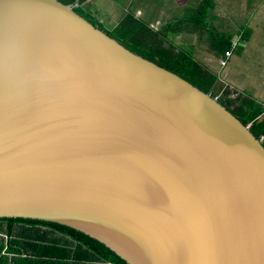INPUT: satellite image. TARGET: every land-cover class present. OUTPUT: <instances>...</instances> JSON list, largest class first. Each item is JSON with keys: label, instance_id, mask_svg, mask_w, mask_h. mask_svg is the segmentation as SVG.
Wrapping results in <instances>:
<instances>
[{"label": "water", "instance_id": "1", "mask_svg": "<svg viewBox=\"0 0 264 264\" xmlns=\"http://www.w3.org/2000/svg\"><path fill=\"white\" fill-rule=\"evenodd\" d=\"M74 7L0 0V220L125 264H264L262 143Z\"/></svg>", "mask_w": 264, "mask_h": 264}, {"label": "crops", "instance_id": "2", "mask_svg": "<svg viewBox=\"0 0 264 264\" xmlns=\"http://www.w3.org/2000/svg\"><path fill=\"white\" fill-rule=\"evenodd\" d=\"M114 2L107 5L108 10H111L110 16L119 14L112 27L118 25L123 17L132 11L135 17L137 14L143 15L140 20L146 23L147 28H151L154 35L160 37V41L162 33H165L167 42L174 48L191 49L189 51L191 57L198 59V62H195L200 66L201 63L204 64L203 69L212 70L216 74L213 73L218 78V88L216 89V86L214 89L217 99L223 92H227V98L235 100L231 109L238 108V112H242V117L247 116L253 109L260 111V115L247 125L257 133L259 128L255 123L264 115V0H114ZM91 9L96 11L100 9L91 5L87 8L91 14L99 18L98 11ZM119 9L121 11H118ZM231 9L242 14L243 20L247 12L255 9V21L252 26L245 27L242 31L226 29L224 15ZM221 16H224L223 21L219 22ZM100 21L103 23L104 20ZM215 29L218 32H215ZM219 32L222 35H219ZM224 38L227 45L232 41L236 43L233 50L240 55L235 59L232 53L221 72L219 62L222 59L219 54L223 50L222 44L219 43L223 42ZM238 44L244 46L241 53ZM161 45L165 47L163 43ZM220 72L225 75L224 83L219 82L217 74ZM245 91L250 94H246ZM9 225L7 227L6 222L0 221V264H112L93 250L74 242L70 237L48 228L36 227L37 232H33L36 238H32L26 237V233H20L22 228L26 231V226L11 224L10 228ZM7 231L10 232V237L6 235Z\"/></svg>", "mask_w": 264, "mask_h": 264}, {"label": "trees", "instance_id": "3", "mask_svg": "<svg viewBox=\"0 0 264 264\" xmlns=\"http://www.w3.org/2000/svg\"><path fill=\"white\" fill-rule=\"evenodd\" d=\"M63 4H74L75 7L73 10L77 12L82 17L86 18L88 21L93 23L94 25L100 27L109 35L119 41L122 45L130 49L132 52L141 55L142 57L152 61L154 64L164 68L165 70H168L182 79L186 80L187 82L193 84L194 86L198 87L200 90L204 91L207 94H211L212 96H215L214 89L217 85L218 78L215 75H211L203 69L199 64H197L191 57L187 55H180V53H177V51L174 49L172 45L169 49H166V47H162V42L159 41V45L156 44L155 46L152 44L148 45L149 50L151 51V56H145L142 55L140 50H142L144 47L141 45V41L138 42L137 38L134 37V30L138 32L137 28H133V26L128 25V27H124L125 23L123 22V19L119 22L118 25L112 28H106L104 27L103 23L99 20V18L95 17L88 8V1L89 0H59ZM87 5V6H84ZM142 21V20H141ZM142 27H144V33L148 36H154V32L149 27L148 30L146 29L144 25V21L141 22ZM146 24V23H145ZM112 29V30H111ZM140 29V28H139ZM137 37V36H136ZM130 39L135 41L133 45H130ZM137 40V41H136ZM228 44V43H227ZM228 93L223 92L218 101L221 105H223L227 110L230 111L244 126H247L249 122L254 120L257 116L260 115V111L258 110H251L248 113L245 112V114H248L247 116L242 117V112H238V108L235 110L231 109V105L234 104L235 100L227 98ZM257 111V112H256ZM255 126L259 128L257 133L253 131V129L250 127L248 128L250 133L254 136L255 139L261 140L262 137H264V115L261 117L257 123H255ZM262 146L264 148V140L262 142ZM0 221L6 222L7 227L11 226V224H22L26 226V231L24 228L20 231V233H26V237H32L36 238L34 236L33 232H37L36 227H45L48 228V230H51L53 232L59 233L61 235L70 237L74 242L78 243L82 247H85L88 250H93L94 253L98 254V256L102 257L106 262L112 263V264H125L120 259H118L115 255H113L110 251H108L105 247H102L99 243H97L95 240H91L90 238L75 232L74 230H71L69 227H65L59 224L55 223H48L44 221H36V220H26V219H1ZM11 228V227H10ZM7 231L6 235L10 237L11 234ZM25 236V235H24ZM15 237V236H14Z\"/></svg>", "mask_w": 264, "mask_h": 264}, {"label": "rangeland", "instance_id": "4", "mask_svg": "<svg viewBox=\"0 0 264 264\" xmlns=\"http://www.w3.org/2000/svg\"><path fill=\"white\" fill-rule=\"evenodd\" d=\"M112 4V3H115L114 0H89L88 1V4L87 5H91L97 9H100V10H97L98 11V17L100 18V20H104L103 21V25L104 27L108 28L113 26L114 24V20H117V18L119 17V14L117 15H111V10H108V7L107 5L108 4ZM252 4H253V1H252ZM87 5H84V6H87ZM254 5V4H253ZM254 8V7H253ZM91 10H94L95 12H97L95 9H91ZM128 10V9H127ZM253 10V9H252ZM118 11H121L120 9ZM133 12L130 11L129 13H127L124 17H123V22L125 23L124 27H128V25H131L133 26V28H137L138 29V32H136L134 30V37L135 39L137 38L138 42L141 41V45L144 47L142 50H140L139 52H141L142 55H145V56H151V51L149 50L148 48V45L149 44H152V45H156L158 44L159 45V41H160V37L158 35H154V36H148L149 33H147V35H145L144 33V27H142V21L140 19L143 18V15H139L137 14L136 16L138 17H135L134 14H132ZM105 14H107L108 16H106ZM255 14V9L254 11H249L245 14V18L243 20V17H242V14H239L237 13L234 9H231L230 12L228 13H225V28L228 29V28H233V30H236L237 29H240L242 31V29H244L245 27H251L252 26V23L255 21V18H254V15ZM150 16V15H149ZM224 16H221L219 18V22H222L223 21V17ZM149 18V17H148ZM147 18V19H148ZM146 29L148 30L146 24L144 23ZM172 26V25H171ZM215 26V25H214ZM140 28V29H139ZM165 30V28H163ZM110 30V29H109ZM112 30V29H111ZM215 32H218L217 29H215ZM219 35H222L221 32H219ZM137 36V37H136ZM136 40V41H137ZM170 41L172 40L171 37L169 39ZM161 42L164 44V46L166 47V49H169L171 46L170 44L167 42V39L165 37V33H162V36H161ZM133 43H135V41L131 40L130 39V45L132 46ZM232 42H230L229 45L226 44V41H225V38H224V41L223 42H220L219 44H222V50L224 51L226 49V51H223L219 54V57L220 59H228V57L225 56V52H229L230 55H232V53H234V47H232ZM238 47H240V52H242L244 46L242 47L241 45L239 46L238 44ZM177 53H180V55H187L189 57H191V54H189V51H191V49L189 48H183V49H178V48H174ZM234 49V50H233ZM233 50V51H232ZM217 52V51H215ZM240 54L238 53H234L232 56L233 58L236 59V57H238ZM194 61L198 62L197 58L195 59L194 57H191ZM241 58V56H240ZM242 59V58H241ZM251 59H247V61H250ZM219 66L221 67V61L219 62ZM201 67L202 68H205V65L201 63ZM226 67V66H224ZM221 68V72L225 69V68ZM221 72L219 74H217L219 76V82L221 83H224V77L225 75ZM208 73L209 74H213L214 72L212 70H208ZM215 74V73H214ZM216 75V74H215ZM224 76V77H223ZM228 78V76H227ZM216 89L218 88V85H216ZM214 92V91H213ZM246 94H250L248 91H245Z\"/></svg>", "mask_w": 264, "mask_h": 264}, {"label": "built area", "instance_id": "5", "mask_svg": "<svg viewBox=\"0 0 264 264\" xmlns=\"http://www.w3.org/2000/svg\"><path fill=\"white\" fill-rule=\"evenodd\" d=\"M235 45H236V43L233 42V43H232V47H235ZM225 56L229 58L231 55H230L229 52H225ZM224 65H225L224 61H221V66H224Z\"/></svg>", "mask_w": 264, "mask_h": 264}, {"label": "clouds", "instance_id": "6", "mask_svg": "<svg viewBox=\"0 0 264 264\" xmlns=\"http://www.w3.org/2000/svg\"><path fill=\"white\" fill-rule=\"evenodd\" d=\"M236 46V45H235ZM230 58V57H229ZM226 60H228V59H222L221 61H224V63H225V65L224 66H226ZM224 66H221V68H223ZM225 68V67H224ZM217 99V98H216ZM218 100V99H217ZM263 142V140H262V138H261V140H260V143H262Z\"/></svg>", "mask_w": 264, "mask_h": 264}]
</instances>
